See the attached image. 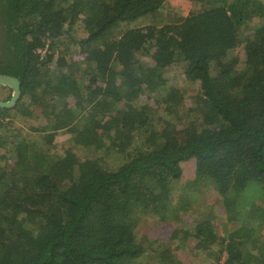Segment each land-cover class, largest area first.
Listing matches in <instances>:
<instances>
[{
	"label": "trees",
	"instance_id": "trees-1",
	"mask_svg": "<svg viewBox=\"0 0 264 264\" xmlns=\"http://www.w3.org/2000/svg\"><path fill=\"white\" fill-rule=\"evenodd\" d=\"M0 74L22 91L0 108V264H264V0H0ZM190 160L225 210L150 250L136 225L175 218Z\"/></svg>",
	"mask_w": 264,
	"mask_h": 264
},
{
	"label": "rangeland",
	"instance_id": "rangeland-1",
	"mask_svg": "<svg viewBox=\"0 0 264 264\" xmlns=\"http://www.w3.org/2000/svg\"><path fill=\"white\" fill-rule=\"evenodd\" d=\"M199 7V6H198ZM187 12H180L178 8L174 6H166L164 10L160 13V18L164 22L176 21L180 15H186ZM142 19L140 24L148 23L149 19ZM123 28V26H121ZM121 28V29H122ZM72 35L78 40L82 38L85 33L84 23L80 20L76 26L71 31ZM78 45V44H77ZM76 46V45H75ZM73 47V46H72ZM77 47V46H76ZM50 49L53 50L52 45ZM60 49V48H59ZM57 50V49H55ZM168 76L173 77L175 82L182 87V90L186 93L185 101L190 106L192 94L197 91V82L190 81L184 73V69L180 64L171 66L166 70ZM5 88L0 85V99L6 98ZM71 105L76 101L74 97L69 99ZM190 103V104H189ZM201 117L200 113L192 111L184 121L188 123L194 118L199 119ZM20 120L17 124H21ZM22 125V124H21ZM70 135L63 133L56 137V142L58 143L59 151L71 149L79 155H83L87 150L77 145L72 139H69ZM194 161H186L183 165V178L175 187L172 194L171 203H173V210L175 213V218L160 222L153 217H141L138 225H136V231L143 238L147 244L151 245L150 250H157L156 247H162V244H168L174 230L178 227H185L192 222L197 216L201 217L204 212L209 213V207L214 205L215 213L218 215V211H221L223 207L221 204V198L218 194L217 189L212 185H199L195 181V165ZM224 209V207L222 208ZM225 210V209H224ZM220 219L222 217L218 216ZM178 250V249H177ZM196 249H179L176 252L177 255H181L183 260H189L190 264H212L210 259H202L200 255H197ZM145 264H159L158 260L152 256H148L143 259Z\"/></svg>",
	"mask_w": 264,
	"mask_h": 264
},
{
	"label": "water",
	"instance_id": "water-1",
	"mask_svg": "<svg viewBox=\"0 0 264 264\" xmlns=\"http://www.w3.org/2000/svg\"><path fill=\"white\" fill-rule=\"evenodd\" d=\"M0 85L8 86L12 89L9 100L0 99V108H13L21 98V81L14 76L0 74Z\"/></svg>",
	"mask_w": 264,
	"mask_h": 264
},
{
	"label": "built area",
	"instance_id": "built-area-1",
	"mask_svg": "<svg viewBox=\"0 0 264 264\" xmlns=\"http://www.w3.org/2000/svg\"><path fill=\"white\" fill-rule=\"evenodd\" d=\"M46 51H47V48H44V49H40V50H39L40 53H44V52H46Z\"/></svg>",
	"mask_w": 264,
	"mask_h": 264
},
{
	"label": "clouds",
	"instance_id": "clouds-1",
	"mask_svg": "<svg viewBox=\"0 0 264 264\" xmlns=\"http://www.w3.org/2000/svg\"><path fill=\"white\" fill-rule=\"evenodd\" d=\"M46 48H48V47L46 46Z\"/></svg>",
	"mask_w": 264,
	"mask_h": 264
}]
</instances>
